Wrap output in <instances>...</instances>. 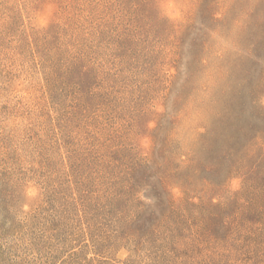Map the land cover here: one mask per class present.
Segmentation results:
<instances>
[{"label":"rangeland","instance_id":"obj_1","mask_svg":"<svg viewBox=\"0 0 264 264\" xmlns=\"http://www.w3.org/2000/svg\"><path fill=\"white\" fill-rule=\"evenodd\" d=\"M0 264H264V0H0Z\"/></svg>","mask_w":264,"mask_h":264}]
</instances>
